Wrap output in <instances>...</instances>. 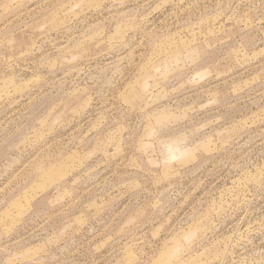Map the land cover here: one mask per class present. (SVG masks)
Here are the masks:
<instances>
[{"label":"rangeland","instance_id":"obj_1","mask_svg":"<svg viewBox=\"0 0 264 264\" xmlns=\"http://www.w3.org/2000/svg\"><path fill=\"white\" fill-rule=\"evenodd\" d=\"M0 264H264V0H0Z\"/></svg>","mask_w":264,"mask_h":264}]
</instances>
